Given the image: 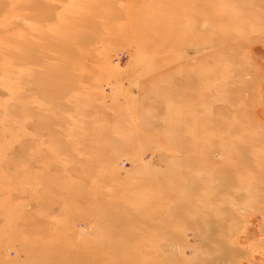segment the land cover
Segmentation results:
<instances>
[{"label":"rangeland","instance_id":"rangeland-1","mask_svg":"<svg viewBox=\"0 0 264 264\" xmlns=\"http://www.w3.org/2000/svg\"><path fill=\"white\" fill-rule=\"evenodd\" d=\"M0 264H264V0H0Z\"/></svg>","mask_w":264,"mask_h":264}]
</instances>
